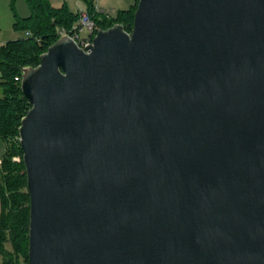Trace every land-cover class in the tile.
<instances>
[{
    "label": "water",
    "instance_id": "obj_1",
    "mask_svg": "<svg viewBox=\"0 0 264 264\" xmlns=\"http://www.w3.org/2000/svg\"><path fill=\"white\" fill-rule=\"evenodd\" d=\"M21 77L29 264H264V0H139Z\"/></svg>",
    "mask_w": 264,
    "mask_h": 264
},
{
    "label": "trees",
    "instance_id": "obj_2",
    "mask_svg": "<svg viewBox=\"0 0 264 264\" xmlns=\"http://www.w3.org/2000/svg\"><path fill=\"white\" fill-rule=\"evenodd\" d=\"M25 1L31 15L22 18L14 9V27L27 35L0 46V137L7 146L0 170V264H29L30 198L19 128L32 106L16 77L24 67H37L41 55L60 38V31L73 30L80 20V13L66 5L55 8L49 0ZM84 1L98 30L121 24L132 32L139 0L110 19L97 11L95 0Z\"/></svg>",
    "mask_w": 264,
    "mask_h": 264
},
{
    "label": "rangeland",
    "instance_id": "obj_3",
    "mask_svg": "<svg viewBox=\"0 0 264 264\" xmlns=\"http://www.w3.org/2000/svg\"><path fill=\"white\" fill-rule=\"evenodd\" d=\"M53 7L61 8L67 6L73 13H80L87 10V4L84 0H49ZM135 0H98L97 5L100 9L106 12H117L119 10L129 9L134 5ZM15 11L22 18L31 15L30 9L25 0H0V46L10 41H15L27 35L26 32L16 30L14 27L16 18ZM83 37L88 36L86 32L82 34ZM7 153V146L5 141L0 137V170L1 162ZM1 213V203H0ZM11 248V246H7Z\"/></svg>",
    "mask_w": 264,
    "mask_h": 264
},
{
    "label": "built area",
    "instance_id": "obj_4",
    "mask_svg": "<svg viewBox=\"0 0 264 264\" xmlns=\"http://www.w3.org/2000/svg\"><path fill=\"white\" fill-rule=\"evenodd\" d=\"M97 1L98 0H95L96 8L97 11L100 12V9L97 5ZM101 13L104 14L108 19H110L115 12L113 13V12L103 11ZM97 31H98V27L96 26L95 21L92 19V17L90 16L87 10H83L80 12V20L76 24V26H74L73 30L66 31L62 29L60 31V37L70 36L72 39L76 41V43L81 48L86 49V47L92 43L93 38L96 35ZM84 32H86L88 36L83 37L82 34ZM16 81L21 83L22 77L21 76L16 77Z\"/></svg>",
    "mask_w": 264,
    "mask_h": 264
},
{
    "label": "crops",
    "instance_id": "obj_5",
    "mask_svg": "<svg viewBox=\"0 0 264 264\" xmlns=\"http://www.w3.org/2000/svg\"><path fill=\"white\" fill-rule=\"evenodd\" d=\"M99 9H100V8H99ZM103 11H105V10L100 9V13L103 12Z\"/></svg>",
    "mask_w": 264,
    "mask_h": 264
}]
</instances>
